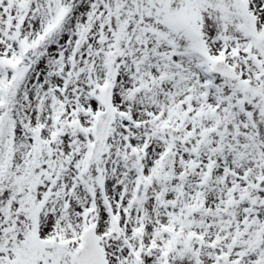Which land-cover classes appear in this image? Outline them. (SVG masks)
I'll use <instances>...</instances> for the list:
<instances>
[{"label": "snow or ice", "instance_id": "snow-or-ice-1", "mask_svg": "<svg viewBox=\"0 0 264 264\" xmlns=\"http://www.w3.org/2000/svg\"><path fill=\"white\" fill-rule=\"evenodd\" d=\"M0 264H264V0H0Z\"/></svg>", "mask_w": 264, "mask_h": 264}]
</instances>
